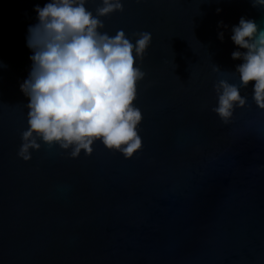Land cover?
<instances>
[{"label":"water","instance_id":"95a60500","mask_svg":"<svg viewBox=\"0 0 264 264\" xmlns=\"http://www.w3.org/2000/svg\"><path fill=\"white\" fill-rule=\"evenodd\" d=\"M47 2L0 0V264H264V110L254 82L228 123L212 111L214 85L240 83L232 53L244 50L232 27L244 17L264 29V7L122 0V12L101 17L104 31L133 43L134 33L152 36L137 61L141 148L125 158L96 141L71 158L41 141L24 161L26 37Z\"/></svg>","mask_w":264,"mask_h":264},{"label":"clouds","instance_id":"9594fccd","mask_svg":"<svg viewBox=\"0 0 264 264\" xmlns=\"http://www.w3.org/2000/svg\"><path fill=\"white\" fill-rule=\"evenodd\" d=\"M88 0H49L35 6L37 23L30 25L26 46L32 51L28 77L20 90L29 99L28 127L21 133L17 155L31 159L41 141L58 145L71 158L93 151L96 141L130 158L142 146L138 125L142 113L135 106L137 83L145 73L137 65L151 43L149 32L104 31L101 17L123 11L122 0H100L95 13ZM264 7V0H252ZM220 11L219 9L217 10ZM222 24V22H221ZM226 27V26H224ZM223 40V33L219 34ZM231 40L239 49L232 58L239 85L221 79L214 89L217 106L212 109L228 123L237 107L246 104L240 89L252 83V98L264 110V29L241 17L232 27ZM214 71H219L215 66Z\"/></svg>","mask_w":264,"mask_h":264}]
</instances>
